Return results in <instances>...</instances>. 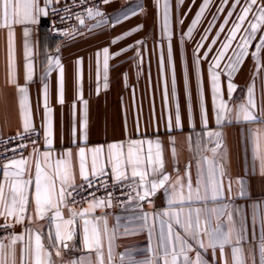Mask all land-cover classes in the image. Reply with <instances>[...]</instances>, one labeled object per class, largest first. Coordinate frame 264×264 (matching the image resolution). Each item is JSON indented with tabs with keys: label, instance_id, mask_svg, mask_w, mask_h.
Here are the masks:
<instances>
[{
	"label": "crops",
	"instance_id": "1",
	"mask_svg": "<svg viewBox=\"0 0 264 264\" xmlns=\"http://www.w3.org/2000/svg\"><path fill=\"white\" fill-rule=\"evenodd\" d=\"M73 0H59V3L51 5V7L70 2ZM145 3L146 0H139ZM192 0H186L183 8L179 10V14L173 17V51L175 59V70L178 84L179 107L182 118L181 128L177 131L175 120V102L171 95L170 76L168 74L167 63L165 64V77L162 78L158 67L157 52L160 49L159 40L162 38V21L156 15L155 10L149 6L147 19L141 16L132 18L122 24L110 28L108 30L89 31V26L95 23V20L87 19L85 16V24L79 25L70 32V35H55L51 33L48 14L37 17L38 23H28L24 25H13L12 40V65L9 66L8 55V29L0 28V135L9 136L18 134L22 131L23 116L20 109V87L28 88V107L31 113L32 123L35 129L41 134L40 142L36 146L30 148L23 157L29 161V167L34 174L36 152L40 155L48 151L44 140V94L43 81L41 77L48 68V59L50 57H59L65 69V93L63 107L57 102V79L58 70H53L47 78L48 84V105L53 109L52 113V133H53V149L52 159L59 158L62 152H71L73 154V179L76 184L81 183L78 170V147L84 146L80 141V116L82 103L77 97L76 89V60L83 58L79 65L81 95L82 100L88 104V141L87 147H106L109 143H122L127 151L128 142L131 140H149L154 143L152 145L153 157L159 156L164 163L165 174L169 175L171 182L181 181L187 184L189 181L195 187L198 178L204 181L208 178L209 170H213L219 177L223 186L225 200L208 201L207 205L197 201L192 207H218L221 204L228 203L231 199L232 206H238L243 214L246 225V240L243 247L247 248L258 244L261 233V216H264V171H262V157H264V54L261 57V67L257 69L256 64L249 55L246 57L238 71L234 74L233 84L236 90L229 97L227 90V77L221 76V99L225 101L229 109L232 111L225 113V120L220 126H217L215 120V110L211 94V84L208 74L209 63L219 48L220 42L223 41L228 29L231 27L235 15L229 20V24L225 26V33H222L217 44L212 46V51L208 54L207 59L203 58V53L208 50L211 40L215 38L219 26L223 23L224 17L234 0H229L225 11L215 21V26L208 34V39L204 42V47L200 49L201 57V83L203 87L204 103L207 112V127H204V121L201 118L200 108L197 104V84L194 75V51L196 44L200 42L204 30L212 21V15L216 11V7L222 3V0H214L210 12L205 14L201 23L197 26V30L193 34V39L187 40L179 45L181 33L186 31L191 20L194 18L201 0H195V5L189 10V4ZM39 8H45V0H36ZM137 0H114V2L105 5L101 9L110 18L115 15H122L123 10L135 6ZM264 3V0H259ZM47 8V12L51 8ZM239 9H237L238 11ZM187 13L184 18V26L181 27L176 23L179 16ZM111 22V20H110ZM143 23L144 31L132 35L124 39L116 45H110V40L118 35L123 34L126 30H130L134 25ZM29 29L28 46L32 52L33 63V80L27 81L25 74V37L24 28ZM247 27V21L244 25ZM242 34V33H241ZM238 34L237 39H239ZM264 33H258L259 35ZM143 39L146 41L142 48L143 58L142 65L139 69L134 67L133 51L119 56L114 55L109 60L108 87L105 89L103 56L102 49L110 48V53L114 54L119 49L134 45L135 41ZM253 41L249 53L254 51V46L258 43ZM167 40H164V51L166 55ZM233 42V47H235ZM101 51L99 62L96 53ZM231 55V50L229 51ZM224 63L221 62V69ZM182 66L187 68L188 78L192 92V112L189 116L185 106V91L182 76ZM127 72V82L122 79V74ZM140 75H137V72ZM168 88V104L165 106L164 90ZM252 88V100L254 107H250V111L258 117L254 121L236 120L237 107L240 103H246L248 99V89ZM219 100L216 101L219 104ZM76 103V136L73 137L72 128V110L71 105ZM169 116L171 118V127L173 131H167ZM219 133V137H209L208 133ZM155 141H159V150ZM217 144L219 146H217ZM148 145L143 146V154H147ZM216 151L213 152L212 149ZM35 150V152H34ZM21 157V156H20ZM20 157H17L20 158ZM90 159V156H89ZM10 160L5 162L8 163ZM0 164V165H4ZM147 168V166H145ZM150 172V168H147ZM125 175L129 177L127 181L137 186V195L130 201L117 204L111 201V207H105L103 211L96 209L94 213L86 217L92 219L100 218L98 225L103 236L104 221H107L109 231L115 230V240L113 248L112 264H122L121 255H124V264L129 260L145 261L156 257L154 264H163L164 248L168 246L167 241V224L163 225L165 241L162 245L161 221L172 223L174 231L181 236L184 235V228L181 224L175 222L173 217L164 216L166 211H179L183 208L184 213L188 211L189 204L185 202L183 205L179 203V195L176 202L169 204V195L164 189H159L155 195H150L144 200H140L138 193L143 194L144 189L139 187V178H133L132 169L127 166ZM111 175L110 167L106 169ZM114 179V177L111 175ZM3 179V168L0 167V180ZM150 176H146V180H150ZM239 180H243L245 195H239L241 185ZM58 185V181H57ZM166 187H168L166 185ZM230 189V190H229ZM187 189L185 188L184 194ZM30 203L24 214L23 223H16L14 218H8L14 226V234L21 235L25 229H29L32 239L29 241L31 251L28 254V264H35L34 256V235L41 234V243L45 246V250L50 253L51 264H69L74 258L83 260V264H95V251H89L83 248L81 244V224L82 220L79 215L76 217L75 227L77 235L70 244L76 245V250L65 249L62 245L56 248H49L47 239L51 232L54 236L55 223L50 219L52 213L48 212L44 218L37 216L35 212L32 186L29 188ZM179 193V190H177ZM106 199V198H104ZM90 201V200H89ZM86 201L78 206H61L63 222L71 218L70 210L80 213L88 207ZM230 206L233 214V221L238 224L240 212L236 211V207ZM255 206V207H254ZM147 213L148 222L153 225L151 238L149 236V228L147 225L143 230L136 229L135 234L124 235L126 227L131 231L133 226L143 223L139 218ZM253 214L256 221L253 223ZM182 220L184 216L180 217ZM226 221V218H225ZM3 217H0V223H4ZM223 227V226H222ZM27 239V237H26ZM11 237L4 239L5 245L10 244ZM193 251L189 253L191 257H195L197 252L205 255L208 264H223L220 259L219 252L216 253L215 260L212 252L209 250L206 254L204 250L199 248L195 241L189 240ZM205 243L207 239L205 238ZM105 264L107 261V240L103 239ZM23 242H17L11 249L5 248L0 252V259L6 261V264H22ZM155 250V251H154ZM57 251L59 255H57ZM128 253L129 255H125ZM170 259V256L168 257ZM44 259V257H42Z\"/></svg>",
	"mask_w": 264,
	"mask_h": 264
},
{
	"label": "snow or ice",
	"instance_id": "2",
	"mask_svg": "<svg viewBox=\"0 0 264 264\" xmlns=\"http://www.w3.org/2000/svg\"><path fill=\"white\" fill-rule=\"evenodd\" d=\"M114 2V0H100L101 4L108 5ZM59 3V0H45V8H39L36 0H0V28L8 29V55L9 66L12 65V40H13V25H24L28 23H38L37 17L40 15H47V8L51 5ZM75 4V0H73ZM87 0H79V5H84ZM186 0H146L145 3H137L133 7H129L123 10L122 15H115L114 18H110L104 13L98 4L84 8L87 19L95 20V23L89 26V31L94 30H108L114 28L123 22H126L137 16H141L144 20L147 19L149 6L155 10L156 15L162 21V38L158 41L160 49L157 52L158 67L161 77H165V64L167 63L168 74L170 76L171 83V95L175 102V120L177 128L176 130H182V118L179 107L178 96V84L175 70V59L172 45L173 39V17L179 14V10L183 8ZM214 4V0H201L198 6L194 18L191 20L186 31L181 33L179 45L185 43L187 40L193 39V34L197 30V26L201 23L205 14L210 12L211 7ZM229 0H222L216 7L215 13L212 15V21L209 22L208 27L204 30V35L201 36L200 42L196 44L194 51V75L197 84V104L200 108L201 118L204 121V127H207V112L204 103L203 87L200 79L201 75V57L199 55L200 49L204 47V42L208 39V34L215 26L216 19L221 13L225 11L228 6ZM77 5V6H79ZM195 5V0L189 4V10ZM237 9H239L237 11ZM55 12L56 9L52 8ZM64 11L69 13L68 17H61V20L70 18L73 14L70 9L65 8ZM75 19L79 25L85 24V19L81 13H75ZM187 13L179 16L176 19V23L183 27L184 18ZM235 15V19L232 21L231 27L228 29L222 42H220L219 48L216 49L215 55L212 57L208 67V74L211 84V94L213 99V105L215 110V120L217 126L225 120V113L232 111L223 99H221V76L227 77V90L229 97L236 90V86L233 84L234 74L238 71V68L242 65L244 59L251 56V59L257 66V69L261 67V57L264 54V3H259V0H234L230 5L227 15L224 17L223 23L220 24L219 30L216 32L215 38L211 40V44L208 46V50L203 53V58L207 59L208 54L212 51V46L216 45L221 34L225 33V26L229 24V20ZM111 20V22H110ZM247 21V27H244ZM145 25L143 23L134 25L130 30H126L123 34L118 35L110 40V45H116L122 42L124 39L136 35L144 31ZM25 37V74L26 80H33V63L32 52L28 46L29 29L24 28ZM242 33V34H241ZM70 31L66 30L64 35H70ZM238 34L239 39H237ZM258 38L259 42L255 44L254 51L249 53V48L252 47L253 41ZM164 40H167L166 55L164 51ZM233 42L235 47H233ZM146 43L145 40L139 39L135 41L134 45L125 46L114 54L110 53L109 47H104L102 51L103 56V71H104V87H108V74H109V60L114 55L119 57L126 54L128 51H133L134 67L139 69L142 65L143 52L142 48ZM231 50V55L229 51ZM101 51L96 53L98 62L101 56ZM83 58H77L76 60V89L77 97L80 98L82 103L81 116H80V141L84 146L78 147V170L81 178V183L76 184L73 179V161L71 152H62L59 158L54 161L52 159L53 149V133H52V113L53 109L48 105V84L47 78L53 70H58L57 79V102L61 107L64 105V93H65V69L59 57H50L48 59V68L45 74L41 77L43 81V94H44V140L45 146L48 151L43 152L40 155L36 152L37 159L34 165V174L29 167V161L21 156L20 158H12L8 163L0 165L3 168V179L0 180V217H3L5 223L0 225V228H10L8 218H14L16 223H23L24 214L30 203V186L33 187V199L35 212L40 218L51 212V221L55 223L54 236L50 232L47 239L49 241V248H56L58 245H62L65 249L76 250V245L68 242L74 241L77 232L73 226L76 221L77 215L82 220L81 224V244L83 248L89 251L94 250L96 254L95 264H105V252L103 239L107 240V261L108 264H112L113 261V248L115 230L109 231L107 221H104L103 236L98 227L100 218L94 217L88 219L95 212L96 209H103L105 207H111V193L107 199L95 198L93 193V199L88 202V207L83 209L80 213L70 210L71 218L63 220L62 224L57 221L62 220L61 206H66L68 201L75 202L74 193L79 194L81 191L94 188L97 181L101 177L108 175L106 169L110 167L111 175L117 184L123 183L128 180L129 177L125 175L124 169L130 166L132 169L131 175L133 178H139V187L144 189L143 194L138 193L139 199L142 201L150 195H155L157 190L164 189L169 195V204L176 202L177 195H179V203L183 205L188 202L189 208L184 213L183 208L179 211H166L164 216L173 217L175 222L181 224L184 228V235L174 231L172 223L168 221H161V243L163 245L165 241V234L163 231V225L167 224V241L168 246L164 248L163 264H208L205 255L197 252L195 257L189 255L193 251L192 245L189 240L195 241L199 248L204 250L206 254L209 250L212 252L213 259L216 258L217 251L219 252L220 259L223 264H264V216H261V233L259 243L250 247H243V242L246 240V225L244 221V214L238 206L231 205V199L228 203L221 204L218 207H192L194 202H201L207 205L208 201L216 202L225 200L223 186L219 177L213 170H209L208 178L206 181L203 178H198L195 187L189 181L186 185L181 181L171 182L169 175L165 174L163 160L157 155L153 157V141L149 140H131L128 142L127 151L125 152V145L122 143H109L106 147H87L88 141V104L87 101L82 100L81 95V82H80V70L79 65ZM224 63L223 69H221V62ZM140 75V72H137ZM182 76L185 91V106L189 116L192 112V92L191 85L188 78L187 68L182 66ZM122 79L127 82V72L122 74ZM20 95V109L23 116L22 131L17 134L16 137L10 139L23 140L25 136L38 135L36 129L33 126L31 113L28 107V88L20 87L18 89ZM252 88L248 89V99L246 103H240L237 107L236 120L240 122L242 117L243 121H254L258 117L250 111V107H254L252 100ZM219 100V104L216 101ZM164 102L167 107L168 104V88L165 86L164 90ZM72 110V134L76 136V103L71 106ZM167 131H173L171 127V118L169 116V123ZM209 137H219V133H208ZM157 149L159 150V141H155ZM147 144V154H143V146ZM25 144H20L19 148H24ZM217 146H219L217 144ZM13 156L15 157L16 149H13ZM216 151L215 148L212 149ZM35 152V150H34ZM90 156V159H89ZM150 168V172L147 168ZM262 171H264V157H262ZM146 176H150V180H146ZM58 181V185H57ZM241 185L239 195L243 197L244 181L239 180ZM166 185L168 187H166ZM100 187L107 188L105 181H100ZM131 187V185H129ZM185 188L187 189L184 194ZM179 190V193H177ZM230 190V189H229ZM230 206L236 207V211L240 212V219L238 224L233 221V214L230 210ZM255 207V206H254ZM184 216L182 220L180 217ZM226 218V221H225ZM143 223L137 226H133L130 231L127 227L124 231V235L135 234L136 229L143 230L147 225L149 228V236L154 230L153 225L148 222V214L145 213L139 218ZM256 217L253 214V223H255ZM223 226V227H222ZM27 237V239H26ZM205 238L207 243H205ZM32 239V234L29 229H25L21 235H11L10 244L5 245L3 240H0V252L5 248L11 249L17 242H23L24 248L22 250V264H28V254L31 251L29 247V241ZM34 256L35 264H51L50 253L45 250V246L41 243V234L34 235ZM155 251V250H154ZM59 255V252L56 253ZM125 255H129L126 253ZM170 256V259L168 258ZM44 257V259H42ZM121 262L124 264V255H121ZM156 259L153 256L152 259L145 261L129 260L127 264H154ZM0 264H6V261L0 259ZM69 264H83V260L80 258H74Z\"/></svg>",
	"mask_w": 264,
	"mask_h": 264
},
{
	"label": "built area",
	"instance_id": "3",
	"mask_svg": "<svg viewBox=\"0 0 264 264\" xmlns=\"http://www.w3.org/2000/svg\"><path fill=\"white\" fill-rule=\"evenodd\" d=\"M98 4L101 9L104 8V4L100 3V0H87V3L84 5H79V0L62 3L51 7L48 11V20L51 33L55 35H62L66 30L70 32L76 27L77 20L75 19V13H81L83 17L86 16L84 8L92 6L93 4ZM79 5V6H77ZM52 8H55L56 11L53 12ZM65 8L70 9L73 14L70 18L61 20V17H68L69 13L64 11ZM38 135L25 136L23 140L10 139L17 136V134L9 136L0 135V164H4L12 158H17L24 156L28 153L30 148L36 146L40 142L41 134L38 129H36ZM20 144H25L24 148H19ZM13 149H16L15 157L13 156ZM108 173V172H107ZM100 181H105L107 183V188L100 187ZM131 185V187H129ZM93 193L95 198H108L109 193H111V201L122 204L132 200L137 195V186L129 181H124L123 183L117 184L116 181L108 173L107 176L101 177L99 181L96 182L94 188L87 189L86 191H81L79 194L74 193L75 202L71 200L68 201L70 206H78L83 204L86 201L92 200ZM5 223V222H4ZM4 223H0L3 225ZM11 224L10 222H8ZM10 228H0V240L7 239L14 234V226L11 224Z\"/></svg>",
	"mask_w": 264,
	"mask_h": 264
}]
</instances>
